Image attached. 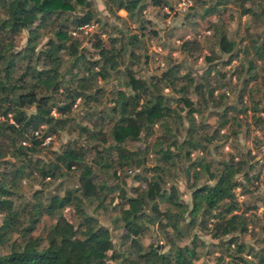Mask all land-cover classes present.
<instances>
[{"label": "trees", "instance_id": "1", "mask_svg": "<svg viewBox=\"0 0 264 264\" xmlns=\"http://www.w3.org/2000/svg\"><path fill=\"white\" fill-rule=\"evenodd\" d=\"M104 3L117 20L92 0H0V264H264V244L242 236L264 243V223L235 192L261 172L235 139L264 130V0H192L182 22L194 35L178 47L203 55L198 76L171 53L142 72L159 34L143 10L171 0ZM63 132L57 148L44 142Z\"/></svg>", "mask_w": 264, "mask_h": 264}, {"label": "rangeland", "instance_id": "2", "mask_svg": "<svg viewBox=\"0 0 264 264\" xmlns=\"http://www.w3.org/2000/svg\"><path fill=\"white\" fill-rule=\"evenodd\" d=\"M93 5L97 11V13L102 18H108L110 20H117L116 16L108 10V8L105 6L104 0H92ZM177 0H171L172 7L165 6L161 9H158L157 7L148 6L146 9L143 10L145 16L149 17L153 21V26L157 28L159 31L158 36H147L146 42H147V52L152 55V57L149 59L148 67L144 68L142 71L145 74H149L151 71V68H154L157 64L159 66H162L164 63V59L161 55L165 54L168 55L171 53V55L175 58V60H184L185 65L191 67L196 76L201 71V67L205 64L204 59L199 57L195 61L190 59L189 57H185L181 52H179V44L181 43L182 39L192 37L194 34V30L190 28V25L187 23L182 22V12H177L174 10V6ZM188 10V9H187ZM118 14L124 15L126 12L122 9L117 11ZM209 18H215L214 15H211ZM243 16H239L237 13L234 14V18L231 19L230 29L231 31L236 30V37H240L244 35V29H243ZM131 27L134 28L135 23H131ZM97 26L89 27L87 26L86 29L93 30ZM135 29V28H134ZM206 29L207 24L205 20H200L198 27H197V33L195 36L202 40L201 42L204 44V48L202 50V53H207L208 48L207 40H206ZM259 30V29H258ZM172 32V36H168V32ZM205 36V37H204ZM24 38V37H23ZM21 39L22 41L24 39ZM21 42V41H20ZM86 43V41L84 42ZM88 44V43H86ZM225 68H228L226 66ZM111 82L105 83V87H108ZM247 135V136H246ZM66 133H61L58 137H52L54 138L52 140V147L57 148L61 142L67 138ZM231 139V138H230ZM230 139L229 141L225 142L224 144V150L230 149ZM235 143L238 144V146L243 147V149L251 148L252 153L254 154L255 160H258L261 164V172L259 175V179L255 181L256 187L254 185H250L251 191L243 193L242 189L240 187L235 188L236 197L237 199L242 203V205H251L255 204V208L250 209L249 212H255V214L260 218L259 224L264 223V130L259 127H250L249 132L246 134L243 129L240 131L239 135L235 139ZM258 165V164H257ZM259 166V165H258ZM126 181L128 184L132 183V180L130 177L126 178ZM180 190L183 192L182 197L186 200L189 199L188 191L182 181L178 182ZM24 189L27 190V186H24ZM65 210L67 214L71 215L73 210L71 207L67 206L65 207ZM100 222L110 226V222L105 214H99ZM50 219L44 215L43 220L41 223L38 224L36 230L34 231L35 234L42 231V228L44 224H48ZM258 227H256L257 229ZM113 238L116 243H118V232L113 229ZM258 231V229H257ZM158 232L153 227H150L149 230H146L143 234V241L145 244L151 241H155L158 238ZM201 236L206 240H211L210 235L207 233L201 234ZM242 236L245 238L246 241L250 243H255L257 245L264 244L260 242H256V238H261L262 232H258V234H252L251 231L242 234ZM214 254H217V252H214ZM207 258H210L206 256Z\"/></svg>", "mask_w": 264, "mask_h": 264}, {"label": "built area", "instance_id": "3", "mask_svg": "<svg viewBox=\"0 0 264 264\" xmlns=\"http://www.w3.org/2000/svg\"><path fill=\"white\" fill-rule=\"evenodd\" d=\"M192 5V0H177L175 3V6L173 7L174 10H176L177 12H186L187 9ZM94 27L97 26V24L95 22H91V23H85L83 25L78 26L76 29L72 30L71 33L72 34H76L78 31H83V32H88L91 31L86 29V27ZM206 33L209 34L210 33V29H206ZM223 131V130H222ZM52 138V136H47L46 139L44 140V142H48L50 139Z\"/></svg>", "mask_w": 264, "mask_h": 264}, {"label": "crops", "instance_id": "4", "mask_svg": "<svg viewBox=\"0 0 264 264\" xmlns=\"http://www.w3.org/2000/svg\"><path fill=\"white\" fill-rule=\"evenodd\" d=\"M183 15V14H182ZM243 19H245V16H243ZM181 42V41H180ZM235 62V60L232 62V64Z\"/></svg>", "mask_w": 264, "mask_h": 264}]
</instances>
